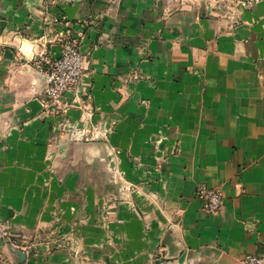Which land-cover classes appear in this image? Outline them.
I'll return each instance as SVG.
<instances>
[{
    "label": "crops",
    "instance_id": "obj_1",
    "mask_svg": "<svg viewBox=\"0 0 264 264\" xmlns=\"http://www.w3.org/2000/svg\"><path fill=\"white\" fill-rule=\"evenodd\" d=\"M64 37L86 64L54 117L38 54L59 57ZM203 187L223 192L221 211ZM0 218L70 240L0 241V264L263 253L264 0H0Z\"/></svg>",
    "mask_w": 264,
    "mask_h": 264
},
{
    "label": "built area",
    "instance_id": "obj_2",
    "mask_svg": "<svg viewBox=\"0 0 264 264\" xmlns=\"http://www.w3.org/2000/svg\"><path fill=\"white\" fill-rule=\"evenodd\" d=\"M61 48V54L57 58L47 60L40 56L41 62L38 66L39 74L46 80L45 99L42 101L44 114L54 117L67 114L70 105L64 100V95L79 88L83 81L86 64V57L81 51L77 38H63ZM61 125L65 127L68 123L62 121ZM197 194L205 201L204 208L207 213L213 214L222 210L224 195L220 189L203 187L198 190ZM25 238L26 236L16 230L11 221L0 218V241L21 246L18 242ZM244 263L264 264V252L259 255H247Z\"/></svg>",
    "mask_w": 264,
    "mask_h": 264
},
{
    "label": "rangeland",
    "instance_id": "obj_3",
    "mask_svg": "<svg viewBox=\"0 0 264 264\" xmlns=\"http://www.w3.org/2000/svg\"><path fill=\"white\" fill-rule=\"evenodd\" d=\"M38 55H39V57L45 56L44 54H38ZM109 182L114 185V187L116 188V192L119 191L118 187L121 185L122 181L118 178L117 174H110ZM211 189H215V188H211ZM114 199H116V200L119 199L118 194H116V197L114 196V198L112 196V199L109 200V202H108L109 206H111L113 204L112 201H114ZM21 232L26 236V238H25V240L20 241L18 243L20 245L26 247L28 250L34 248V246L38 245L39 243H47L48 245L52 244L54 246H61V247L69 246L68 241H70V240H68V239H65V238H61V239L52 238V239H50V237L54 236L53 234L52 235H45L44 234L43 236L42 235L38 236L37 239H33L30 235H27L24 231L21 230ZM71 246H73V245L70 244V247ZM248 255H250V254H248ZM255 255H259V254H255ZM246 256L247 255H245L242 259L243 264H245L244 259Z\"/></svg>",
    "mask_w": 264,
    "mask_h": 264
}]
</instances>
